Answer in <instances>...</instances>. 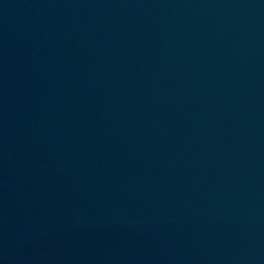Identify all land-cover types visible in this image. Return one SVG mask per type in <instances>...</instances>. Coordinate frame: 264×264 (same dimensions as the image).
<instances>
[{
  "label": "water",
  "instance_id": "95a60500",
  "mask_svg": "<svg viewBox=\"0 0 264 264\" xmlns=\"http://www.w3.org/2000/svg\"><path fill=\"white\" fill-rule=\"evenodd\" d=\"M0 264H264V0H0Z\"/></svg>",
  "mask_w": 264,
  "mask_h": 264
}]
</instances>
